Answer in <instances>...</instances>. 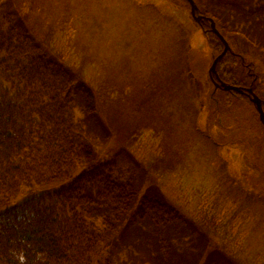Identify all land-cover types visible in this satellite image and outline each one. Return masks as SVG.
<instances>
[{"label":"rangeland","instance_id":"374dc122","mask_svg":"<svg viewBox=\"0 0 264 264\" xmlns=\"http://www.w3.org/2000/svg\"><path fill=\"white\" fill-rule=\"evenodd\" d=\"M224 1L264 22V0H194L196 16L213 18ZM17 17L92 89L98 117L80 109L74 117H83L96 161H116L122 177L133 171L141 195L159 188L192 225H133L134 207L90 264H264V125L247 97L215 90L209 71L222 52L187 1L0 0V29ZM218 21L241 23L228 8ZM253 30L264 40L263 29ZM251 63L264 101V50ZM66 183L24 189L12 204Z\"/></svg>","mask_w":264,"mask_h":264},{"label":"trees","instance_id":"16d2710c","mask_svg":"<svg viewBox=\"0 0 264 264\" xmlns=\"http://www.w3.org/2000/svg\"><path fill=\"white\" fill-rule=\"evenodd\" d=\"M260 7L252 8L256 15ZM227 8L242 24L219 25ZM218 10L211 16L232 53L219 60L217 76L255 91L261 80L251 62L262 56L264 40L251 33L264 30V22L248 11L239 16L237 4L224 1ZM243 24L248 34L240 31ZM207 36L221 53L220 39L209 30ZM78 109L84 117H98L92 89L43 49L22 18L0 29V264H90L134 207L133 225L144 222L156 231L192 228L159 188L141 195L133 171L122 177L116 161H96L89 131L82 132L83 117H74ZM63 181L66 185L53 192L12 204L24 189Z\"/></svg>","mask_w":264,"mask_h":264},{"label":"water","instance_id":"95a60500","mask_svg":"<svg viewBox=\"0 0 264 264\" xmlns=\"http://www.w3.org/2000/svg\"><path fill=\"white\" fill-rule=\"evenodd\" d=\"M190 4V8H191V15L194 18V20L197 23H201L202 19H206L203 16H196V12L198 10L195 2L193 0H187ZM209 22V26H210V30L213 34H215L223 43L224 45V49L222 51V53L217 56L215 58V60L212 63V66L210 68L209 71V75L211 78V81L214 83L215 85V90L221 86L222 89H224L225 91H236L240 94H243V90L238 88V87H234V86H230V85H226L224 83H220L218 77H216V66L219 62V60L227 53L230 51V46L227 43V41L224 39V37L220 34V32L216 29L215 26V22L213 21V19L211 18H207L206 19ZM216 78V79H215ZM247 94L250 98V101L256 106L257 111L259 113V119L262 122V124L264 125V109H263V102L262 100L253 92L252 89H247Z\"/></svg>","mask_w":264,"mask_h":264},{"label":"flooded vegetation","instance_id":"af4514ba","mask_svg":"<svg viewBox=\"0 0 264 264\" xmlns=\"http://www.w3.org/2000/svg\"><path fill=\"white\" fill-rule=\"evenodd\" d=\"M202 25H203V26H204V28H205V25H207V24L205 23V21H203V22H202Z\"/></svg>","mask_w":264,"mask_h":264}]
</instances>
